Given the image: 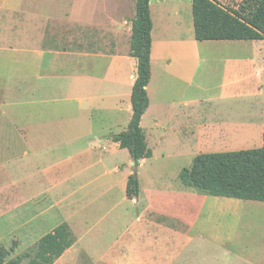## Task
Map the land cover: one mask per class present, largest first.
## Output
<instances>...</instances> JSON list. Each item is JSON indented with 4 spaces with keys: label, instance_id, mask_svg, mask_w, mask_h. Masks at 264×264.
Instances as JSON below:
<instances>
[{
    "label": "crops",
    "instance_id": "crops-1",
    "mask_svg": "<svg viewBox=\"0 0 264 264\" xmlns=\"http://www.w3.org/2000/svg\"><path fill=\"white\" fill-rule=\"evenodd\" d=\"M189 1L191 4L189 2L188 6L192 10V0ZM184 2L185 0H150L153 20L152 76L147 87L150 104L142 117L141 126L144 129L148 123L157 140V146L156 148L150 146L145 132L153 156L140 161L137 168L138 179L140 168L155 158L156 151H160L163 156H184L186 158L184 164L191 165L198 154L252 149L263 145L264 47L260 45L264 44V41H199L195 38L194 23L190 18L188 23H164L167 29L161 30L155 20V9L166 11L168 18L176 3L177 7L181 8L178 5ZM135 13L136 0H0L2 34L0 52L7 51L2 49L5 43L14 46L9 50L15 49L14 40L20 38L19 32L26 18L32 21L35 19L39 23L33 41L34 50L31 52V61L35 59L32 63L30 81L33 97L36 93H43L47 97L50 93L60 97L62 101L69 102L72 96L70 87H74L76 81L80 86V78L86 74L87 62L92 65L90 68L96 74L97 80L99 79L96 90L101 92L97 93L98 95H77L73 99L81 108L92 109V115L97 120L91 123L86 145L73 150L72 155L70 146L76 143L75 141L84 139L85 134L78 132L70 138V133H67L62 138L64 141L62 145H65L67 150L65 160L68 165L71 156L81 149L82 153L77 152L75 155L88 153L94 166L106 162L104 160L106 153L122 151L119 143L111 139V135L127 129L133 114L131 95L137 77V60L130 55V42ZM12 14L15 27L13 36L9 38L10 31L7 25ZM236 45H248L252 48L234 53L225 51L218 55L211 51L216 46ZM70 69L73 70V85H70L68 79L65 80L69 78ZM215 72L223 76L217 82L222 89L223 98L207 96L211 85L214 84L212 77ZM155 87L156 97L153 94ZM5 91L7 90L0 89V134L12 131L15 136L28 141H35L40 137L47 138L50 133L53 134L50 118L35 117L33 112L27 125L19 123L18 117H21L19 110L22 106L18 97L20 89L8 100ZM84 91L85 88L81 92ZM127 98L129 105L126 103ZM34 102L38 104L39 100ZM124 107L129 109V116L125 122L116 117L118 113L124 111ZM112 125L119 127V131L114 132L115 128ZM38 127L44 129L42 132L46 133L39 134ZM0 139L6 137L0 136ZM119 164L121 163H116L110 169L104 167L102 173L105 174V178L110 175V171L114 173L123 171L124 174L121 178L118 177L117 183H122L126 193L127 180L133 173V168L121 170L118 168ZM131 164L133 167L132 159ZM0 167L4 168V165ZM54 167L48 165V168L36 175L34 181L22 180L12 184L15 185L17 194L13 203V218L17 221L15 236L21 237V245L31 241V248L62 223L68 224L76 236L75 226L78 220L73 212L78 210L83 212L86 209L84 204L87 202L77 197V191L71 196L69 176L65 178L63 176L60 180L48 177V172ZM183 168H180V171ZM39 181L44 184L41 186L38 184L35 191H31ZM104 182L102 196L109 191L108 180L105 179ZM6 184L7 181H0V197L7 188ZM139 184L138 198L130 200L133 202L141 200L143 215L147 217L145 223L149 224V228L158 229L159 224H166L161 223L159 219L156 220L154 216L161 205L162 213H168L166 217L170 221L167 223L172 233L168 236L170 243H174L175 237H178L183 229L185 237H188L187 241L191 242V233L197 230L206 209L228 208L236 210L238 218L237 227H231V230L229 228L225 242L231 243L237 228L243 227L247 231L256 229L257 239L254 242L247 238L242 239L237 252H233L232 248L225 249L228 256L227 264H264V212L253 215L250 205L251 201H262L212 196L182 183L177 189L170 191L166 190L165 182L156 178L146 179L144 183L139 181ZM74 195L77 198L71 201ZM166 195H173L169 197L174 199L159 204L158 201ZM126 198L129 200L127 195ZM246 209L248 212L245 213L243 210ZM6 211H9L8 206L2 204L0 200V216L4 217ZM175 220H180L182 226L176 225ZM180 227L183 228L179 233ZM161 233L156 231L147 235H150L149 247L153 243L161 244L158 242L166 241L165 235L162 237ZM85 237L83 236L84 240ZM82 240L81 236L79 241L76 237L77 242L74 245L80 244ZM129 249L132 260L126 264H181L173 261V258L157 260L153 255L150 256L149 263L145 261L139 263L137 258L143 260L149 252L142 251V257L137 256L133 259L139 248L130 245ZM174 249L178 252L180 246ZM189 264L196 263L191 259Z\"/></svg>",
    "mask_w": 264,
    "mask_h": 264
},
{
    "label": "rangeland",
    "instance_id": "rangeland-1",
    "mask_svg": "<svg viewBox=\"0 0 264 264\" xmlns=\"http://www.w3.org/2000/svg\"><path fill=\"white\" fill-rule=\"evenodd\" d=\"M218 1L227 7L237 8L241 0ZM189 2L191 4V1L185 0L182 5H178L181 8H178L176 3V6L173 7L174 10L169 12L168 18L166 11L155 9V20L156 23H159V28L166 31L167 25L164 23H188L189 18L193 19L192 10L188 6ZM171 4L175 5L172 2ZM12 17L13 14L10 16L11 21L7 25L10 31H7L9 38L13 36L15 27ZM38 25L39 23L35 19L32 21L26 18L22 23L21 32H19L20 38H15L14 40L16 43L15 49L9 50L14 46L10 43H5V45H2V49L4 48L7 51L0 52V79H2L0 89L7 90L5 91L7 100L12 97L16 90L20 89L18 97L22 102V106L19 110L21 115V117H18L19 123L27 125L33 112L35 117L50 118L49 122L52 124L53 133H50L47 138L40 137L35 141L24 140L15 136L12 131L0 134L2 138L6 137V139H0V165H4V168L0 167L3 168L0 169V181H7V188L0 200L2 204L7 205L9 208L4 217L0 216V243H3L9 249L15 241L18 243L11 251L10 258L24 253L26 249L29 250L32 243L29 241L26 245L25 243L21 245V237L15 236V224H17V221L13 218V203L17 194L14 189L15 185L12 186V184H15V181L19 182L22 180H26V182L34 181L36 175L48 168V165L49 167L55 166L48 172L50 179L60 180L63 176L64 178L69 176L71 196L77 191V197L87 202V204H84L86 209L83 212L79 210L75 213L73 212L78 220L75 226L77 241H79L81 236L82 242L80 244L76 243V245L69 248L54 264H113V262L126 264L132 260L131 252L129 251L131 250L129 249L130 245L131 247L134 245L137 246V249L139 248V252L134 254L133 259L137 256L142 257V251L149 252L143 260L142 258H137L139 263H142V261L149 263V258L153 255L157 260L165 261L173 258V261L181 264H189L191 259L196 264H227L228 256L225 253L227 249L232 248L233 252H237L242 239L247 238L251 242L257 239L256 229L252 228L247 231L243 227L237 228L231 243L225 242V239L228 238L229 228L231 230V227H237L238 212L228 208L220 210L212 207L203 212L197 230L191 233V242L187 241L188 237H185L184 229L181 232L183 227H180V235L175 237L174 243H170L168 236L172 233L170 232L171 228L167 225L170 221L166 217L168 213H162L161 205L158 206L159 211L155 212L154 216L156 220L159 219L161 223L166 224H159L158 229L149 228V224L145 223L147 217L143 215L141 200L138 202L128 200L122 183H117L118 177L121 178L124 174L123 171L121 173L110 171V175L104 178L105 174L103 175L102 173L104 167L107 166L110 169L116 163H121L118 165L121 170L123 168L132 170L130 155L125 149H122L121 152L111 151L106 153L104 157L106 162L100 166L93 165L91 162L92 157L88 153L75 155L77 152L82 153L81 149L76 151L74 156H71L68 165L65 160L67 150L66 146L62 145V142H64L62 138L67 133H70V138H73L75 136L73 134L78 132L85 134L86 138H81L70 146L71 154L73 150L86 145L85 142L89 137L88 134L92 126L91 123L97 120L92 115V109L88 107L81 108L73 99L77 95H98L97 93L101 92L96 90L99 85V79L97 80L96 74L90 68L92 65L87 62L84 79L81 77L79 81L82 87L79 89L80 86L77 81L74 83V87H70L73 97H70L69 102L62 101L60 97L50 93L47 97L43 93H36L35 97H33L30 90V81L32 63L35 59L31 61V52L34 50L33 41H35V32ZM260 46L264 47V44ZM214 48L211 51L214 52V55H218L222 52L225 53V51H231L232 53L242 50L247 51L252 47L236 45L232 47L216 46ZM222 77L218 72L213 74L212 80L214 84L211 85L212 87L207 92V96L223 98L222 89L217 84L218 79ZM67 79L70 85H73L72 69L69 71V78H65V80ZM84 88L85 91L82 93L81 91ZM156 93L155 87L153 89L155 97ZM34 100H39V103L35 104ZM31 103L34 104L31 105ZM126 103L129 105V98H127ZM123 109L124 111L118 113L116 117L125 122V119L129 116V109L127 110L126 107ZM112 126L115 128L113 129L114 132L119 131V127ZM144 129L148 135L150 146L156 148L157 140L153 136V131L148 123H146ZM42 131L44 129L41 127L37 128L39 134L46 133ZM26 151L29 153H26ZM185 159L184 156L180 155L163 156L160 151H156L155 158L151 162L143 164L140 168L139 181L144 183L146 179L156 178L166 183V190L174 191L181 183L179 179L180 168L190 166L189 164H184ZM105 179L108 180L109 191L105 196H102ZM38 184L41 186L44 182H36L31 191H35ZM75 196L71 197V201L77 198ZM169 196L173 195L164 196L158 203L163 202L165 204L168 200L174 199ZM250 205L253 215L264 212V203L251 201ZM243 211L245 213L248 212L247 209ZM161 215L165 216L162 217ZM140 217L142 220H140ZM175 222L177 223L176 225L182 226L180 220H175ZM156 231L162 232V237L165 235L166 241L158 242L161 244L153 243L149 247V236ZM148 234L150 235L147 236ZM83 236H86L85 240ZM177 246H180L178 252L177 249H174Z\"/></svg>",
    "mask_w": 264,
    "mask_h": 264
},
{
    "label": "trees",
    "instance_id": "trees-1",
    "mask_svg": "<svg viewBox=\"0 0 264 264\" xmlns=\"http://www.w3.org/2000/svg\"><path fill=\"white\" fill-rule=\"evenodd\" d=\"M195 38L204 40H264V0H241L230 8L218 0H192ZM153 20L150 0H136L132 22L130 55L137 60V77L131 102L133 114L127 129L111 135L133 161V173L126 184V195L136 199L140 193L137 168L140 161L153 156L141 120L150 99L147 87L151 81ZM181 183L201 193L264 202V132L259 148L223 153H202L179 173ZM76 242L68 224L62 223L43 236L24 253L10 258L18 244L9 249L0 243V264H54Z\"/></svg>",
    "mask_w": 264,
    "mask_h": 264
}]
</instances>
